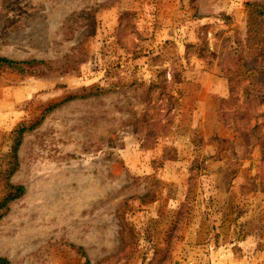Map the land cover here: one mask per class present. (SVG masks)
<instances>
[{"label":"rangeland","instance_id":"1","mask_svg":"<svg viewBox=\"0 0 264 264\" xmlns=\"http://www.w3.org/2000/svg\"><path fill=\"white\" fill-rule=\"evenodd\" d=\"M263 14L0 0V56L41 61L0 68V172L23 130L9 181L25 188L0 208V258L264 264Z\"/></svg>","mask_w":264,"mask_h":264},{"label":"trees","instance_id":"2","mask_svg":"<svg viewBox=\"0 0 264 264\" xmlns=\"http://www.w3.org/2000/svg\"><path fill=\"white\" fill-rule=\"evenodd\" d=\"M255 11H256V13L257 12L261 13V10H254V12L252 14H254ZM259 15L262 16V13ZM250 38H251V36H250ZM40 62L41 61L37 60V59L14 60V59H10L8 57H1L0 56V68L5 69V70H10V71H19L21 73L25 72L27 66L35 65V64H38ZM23 132H24L23 130H19V136H18V139L16 140V143H15L13 159L10 161V163L6 169L4 171L0 172L1 174L4 173V175H1V176L7 180L6 184H7V187L9 189V192L6 194V196L4 197V199L1 202L0 208H5L9 201L15 200L20 195H22L25 191L24 186H22V185L14 186L9 181L11 176L16 172L17 167H18L17 162H16V160H17L16 153H17V148L21 143V136H22ZM0 264H9V262L6 258H0Z\"/></svg>","mask_w":264,"mask_h":264}]
</instances>
